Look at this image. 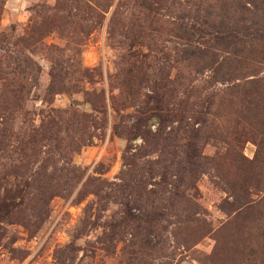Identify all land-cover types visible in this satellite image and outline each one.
Instances as JSON below:
<instances>
[{"label":"rangeland","instance_id":"rangeland-1","mask_svg":"<svg viewBox=\"0 0 264 264\" xmlns=\"http://www.w3.org/2000/svg\"><path fill=\"white\" fill-rule=\"evenodd\" d=\"M219 1L0 0V264H264V97L177 29Z\"/></svg>","mask_w":264,"mask_h":264},{"label":"trees","instance_id":"trees-1","mask_svg":"<svg viewBox=\"0 0 264 264\" xmlns=\"http://www.w3.org/2000/svg\"><path fill=\"white\" fill-rule=\"evenodd\" d=\"M214 8L208 4L203 15L186 16L187 21L178 24L179 35L186 41L183 55L195 71L210 70L214 83H231V93L245 95V107L249 110L250 104L258 102V97H264V76L249 78L245 81L246 86L236 81L246 74L257 75L256 65L264 63V0H220L216 12ZM218 51L222 53L218 54ZM201 158L194 150L187 155L186 161L192 166ZM236 161L244 176L243 185L238 193L234 192V200L242 203L246 212L256 209L264 212V205L252 206L250 200L242 202L248 193L244 185L257 186L261 179L251 167V161L244 156Z\"/></svg>","mask_w":264,"mask_h":264}]
</instances>
